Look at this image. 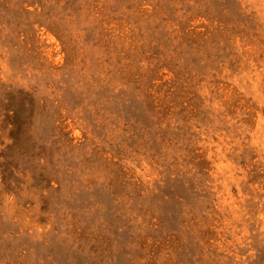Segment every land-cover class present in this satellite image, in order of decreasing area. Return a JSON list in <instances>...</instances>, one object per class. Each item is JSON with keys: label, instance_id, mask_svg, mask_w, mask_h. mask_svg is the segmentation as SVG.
Masks as SVG:
<instances>
[{"label": "rangeland", "instance_id": "374dc122", "mask_svg": "<svg viewBox=\"0 0 264 264\" xmlns=\"http://www.w3.org/2000/svg\"><path fill=\"white\" fill-rule=\"evenodd\" d=\"M0 264H264V0H0Z\"/></svg>", "mask_w": 264, "mask_h": 264}]
</instances>
